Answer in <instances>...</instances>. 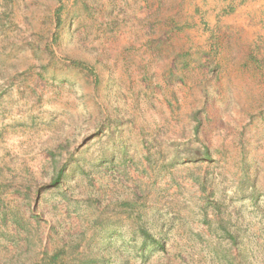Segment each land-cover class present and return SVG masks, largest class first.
Segmentation results:
<instances>
[{"label":"rangeland","instance_id":"obj_1","mask_svg":"<svg viewBox=\"0 0 264 264\" xmlns=\"http://www.w3.org/2000/svg\"><path fill=\"white\" fill-rule=\"evenodd\" d=\"M0 264H264V0H0Z\"/></svg>","mask_w":264,"mask_h":264},{"label":"trees","instance_id":"obj_2","mask_svg":"<svg viewBox=\"0 0 264 264\" xmlns=\"http://www.w3.org/2000/svg\"><path fill=\"white\" fill-rule=\"evenodd\" d=\"M203 155L204 156H207L209 157V153L207 151V149H203ZM63 170L64 169H60L57 171L54 179H53V184H57L59 182V180L61 179L62 177V173H63ZM205 184H206V180L205 179H201L198 181V185L203 189L205 187ZM204 190V189H203ZM226 231V230H225ZM142 234L143 236L150 241V243L153 245V246H157L159 248H164L163 246V242L160 241L159 239L155 238L151 233H149L148 230H143L142 231ZM230 239H232V241L235 243V239L234 237L230 236ZM231 259H229V263H230ZM240 263H242V259L240 260Z\"/></svg>","mask_w":264,"mask_h":264}]
</instances>
